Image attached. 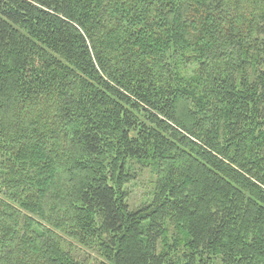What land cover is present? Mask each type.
Here are the masks:
<instances>
[{
  "label": "trees",
  "instance_id": "16d2710c",
  "mask_svg": "<svg viewBox=\"0 0 264 264\" xmlns=\"http://www.w3.org/2000/svg\"><path fill=\"white\" fill-rule=\"evenodd\" d=\"M66 237L264 264V0H0V264H78Z\"/></svg>",
  "mask_w": 264,
  "mask_h": 264
},
{
  "label": "rangeland",
  "instance_id": "374dc122",
  "mask_svg": "<svg viewBox=\"0 0 264 264\" xmlns=\"http://www.w3.org/2000/svg\"><path fill=\"white\" fill-rule=\"evenodd\" d=\"M154 178V172L150 166L140 167L136 166V177L128 185V201L133 207L142 205L143 202L147 203L150 199V194L153 189L151 183ZM144 203V204H145ZM23 212H26L22 209ZM72 244H64L66 250H71L74 261L78 264H99V261L103 259L101 255L94 248L79 245L76 241L70 240L71 238L66 237Z\"/></svg>",
  "mask_w": 264,
  "mask_h": 264
}]
</instances>
